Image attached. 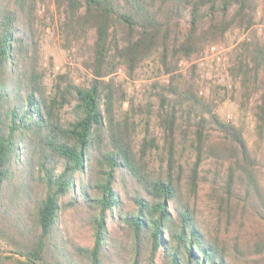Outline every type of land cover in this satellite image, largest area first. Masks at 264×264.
<instances>
[{"label":"trees","instance_id":"16d2710c","mask_svg":"<svg viewBox=\"0 0 264 264\" xmlns=\"http://www.w3.org/2000/svg\"><path fill=\"white\" fill-rule=\"evenodd\" d=\"M57 5L64 11L63 45H89L92 78L78 83L63 73L49 91L40 64L39 0H0V264L14 256V264H238L237 257L264 254V152L260 157L244 131L221 119L214 99L200 93L197 65L189 79L178 72L180 57L193 58L235 24L254 25L256 0ZM185 10L188 31L172 42L173 21ZM157 50L170 76L154 84L164 141L147 121L137 144L134 105L118 113L126 93L115 73L121 66L134 72ZM230 70L244 97L259 94L254 109L263 141L258 35L238 46ZM179 119L195 126L192 162L183 160ZM207 159L212 164L203 173ZM204 182L211 183L213 224L200 218L196 203ZM249 211L262 223L239 229L228 242L237 214Z\"/></svg>","mask_w":264,"mask_h":264},{"label":"rangeland","instance_id":"374dc122","mask_svg":"<svg viewBox=\"0 0 264 264\" xmlns=\"http://www.w3.org/2000/svg\"><path fill=\"white\" fill-rule=\"evenodd\" d=\"M58 0H39L38 6V28L40 31V64L46 71L45 83L48 90L51 91L58 75L69 73L78 83H89L92 78L91 70L87 67L85 61L90 55L89 45L86 42L75 45L71 50L63 45V38L61 36V24L64 20L63 8L57 5ZM257 9L255 24L249 28H244L239 25L233 27L221 39L214 42H207L199 54L193 58L187 59L179 58L178 72L182 74L185 79L193 76L191 67L197 65V81L200 86V93L207 99H214L218 104L216 106V113L225 121H231L239 126L245 134L250 146L256 152L263 156L264 139L261 141L258 137L257 120L255 116V105L259 94H254L251 99H247L243 95L240 79L236 78L231 73V66L235 56V51L240 44L248 37L254 34L258 35L264 42V0H256ZM173 26H176V31L172 37V42L177 38L183 39L189 27V13L184 11L183 17L177 21H173ZM93 34V33H92ZM91 34V36H92ZM212 44L220 45L223 48V57L220 63L209 60L206 67L199 65V59L204 54L206 47ZM161 50L155 51L150 57L141 62L139 67L130 73L125 66L119 67L116 71V79L122 86L126 93V100L119 106L118 113L123 116L126 111L131 109V104L134 105L136 112L135 118L139 122L138 130L135 134L136 143L139 144L146 135L147 121H149V128L152 134L156 135L158 141L162 144L164 141V131L160 125L159 115V99L157 97V90L154 84L157 81L163 83L169 82V74L165 73L164 67L160 59ZM209 71L210 75L205 76V72ZM136 109V110H135ZM65 115L70 116L71 106L65 107ZM180 127L177 132L178 140L186 143L183 151V160L194 161V153L192 148V139L195 137V126L187 123L183 119H179ZM211 133L212 139H218L220 134L217 130H207ZM161 154L156 153L155 165H158ZM260 170L264 182V159L261 158ZM212 164V159H207L204 166V171ZM187 165V164H186ZM212 194L211 183L204 182L201 185L200 196L196 203L199 208L200 218L206 224L210 222L213 224L218 220L215 215L214 204L209 195ZM262 223L261 219L246 212L244 215L237 214V219L228 233V242H233L232 239L239 232L246 233L250 225L253 223ZM264 224V222H263ZM224 230V229H223ZM227 235V232L226 234ZM16 256L6 259L7 264H14ZM238 264H264V254L249 255L246 257L236 258Z\"/></svg>","mask_w":264,"mask_h":264},{"label":"built area","instance_id":"2783aa9c","mask_svg":"<svg viewBox=\"0 0 264 264\" xmlns=\"http://www.w3.org/2000/svg\"><path fill=\"white\" fill-rule=\"evenodd\" d=\"M223 57V48L220 45L212 44L206 47L204 50V54L199 59V65L201 67H206L209 64V60L215 61L216 63H220ZM210 72L206 71L205 76H209Z\"/></svg>","mask_w":264,"mask_h":264}]
</instances>
